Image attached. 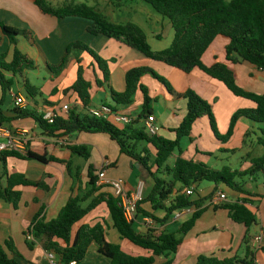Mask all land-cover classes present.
<instances>
[{"label": "trees", "instance_id": "obj_1", "mask_svg": "<svg viewBox=\"0 0 264 264\" xmlns=\"http://www.w3.org/2000/svg\"><path fill=\"white\" fill-rule=\"evenodd\" d=\"M150 5L158 14L170 21L175 38L172 45L160 52L152 50L144 31L135 24L128 23L117 25L112 23L101 11L86 4H77L74 0H67L61 5L54 6L49 0H34L35 5L45 15L57 19L78 17L90 20L94 23L89 33L95 36L103 35L118 40L131 49L140 53L143 57L164 63L185 74H190L195 69L203 71L207 76L223 83L236 97L244 98L256 104L253 110H240L231 120L230 128L225 136H222L216 126L213 106L193 90L185 94L177 93L170 82L148 67L135 68L127 72L126 91L117 93L111 88V73L109 63L101 58L94 50L82 41H76L68 45L60 64L47 68L58 78L65 72L72 61L77 62V80L65 94L70 92L77 95L84 108L92 104V83L85 77V67L82 55L87 54L103 74V81L97 80L98 87H106L111 91L114 105L110 106L115 111L119 107H128L134 104L139 90L144 95L143 112L131 125L114 126L112 123L91 117L82 113L77 107L70 109L68 115L59 116L54 124H48L43 116L35 111L15 108L11 110L12 117H8L5 110V100L15 85V79L27 71H35L37 64L18 49V38L24 37L35 45L33 35L27 31H21L1 24V35L7 37L13 48L12 60H8V54H0V88L2 99L0 100V126H7L13 120L33 119L38 124L43 135L50 139L68 138L70 136L86 134H105L120 148L122 155L127 156L150 175L154 187L151 193L138 205V215L157 220L153 213L142 208L144 204H150L152 211L164 210L167 215L162 222L168 221L174 215L196 209L195 214L182 225L178 233L163 232L156 234L150 231L148 234L139 233L134 223H129L123 214L120 200L113 195L102 193L103 188L97 187L98 176L93 166L88 168V183L84 184L82 169L75 167L74 162L61 161L52 155V150L46 147L44 151H29L26 156L16 153L3 155L1 164L7 167L9 158H17L25 161H37L42 164L56 163L66 165L67 172L73 180L72 194L58 217L52 221H46L43 210L33 220L29 233L34 241L29 242L30 247L34 243L41 244L47 253L57 256L59 264H82L89 249L96 245L101 255L111 260V264H155L156 258H164L163 264H173L172 256L181 249L184 238L195 227L205 211V203L208 199L194 201L188 190L198 187L203 183H211L216 186L224 185L228 190L252 197L244 190V180L253 178L258 180L264 177V155L251 161V168L246 172L233 171L230 167L216 170L204 163L187 160L183 157L182 141L192 139V130L196 122L208 118L216 138L227 143L234 135L236 125L242 118L258 125H264V94L248 92L237 84L234 71L224 63H216L207 67L202 59L217 37H225L230 42L226 47L227 60L233 64L247 62L264 71V0H141ZM150 75L159 81L177 99L187 102V115L180 126L173 130L175 140H169L161 135L151 137L146 132L144 120L153 116L152 103L149 89L141 84L144 76ZM25 95L29 102L42 96L41 91L28 80L25 85ZM54 89L52 96L57 94ZM52 105L50 102H46ZM249 137V134L246 136ZM258 144L264 147V130ZM72 157H79L88 162L91 159V149L88 146H69ZM175 154L177 159L171 163ZM0 176V199L12 204L15 208L22 199L21 187H36L48 190L43 182L33 183L22 174H4ZM178 186H181L178 189ZM194 193V192H193ZM215 193L209 197L212 200ZM251 203L247 198L242 203H223L216 209L228 211L230 218L237 224L250 228L257 224V217L247 204ZM105 204L109 210L112 227L120 235L121 239L133 246L151 253L150 257H135L125 253L120 245L108 241L107 225L95 226L82 225L76 233L75 227L80 224L99 206ZM246 244L249 239L246 238ZM61 243H64L63 246ZM9 254L18 255L15 242L8 239L4 245H0V264H20ZM255 255L248 250L247 258L219 260L213 255H201L196 264H254Z\"/></svg>", "mask_w": 264, "mask_h": 264}, {"label": "crops", "instance_id": "obj_2", "mask_svg": "<svg viewBox=\"0 0 264 264\" xmlns=\"http://www.w3.org/2000/svg\"><path fill=\"white\" fill-rule=\"evenodd\" d=\"M56 5H61L67 0H53ZM77 4H86L101 11L112 23L125 25L132 23L140 27L147 36L148 42L155 52L168 49L175 38V31L169 20L158 14L150 5L141 0H74ZM16 28L27 31L33 35L35 45L31 44L24 37H19L27 45L34 46L39 53V59L43 58L44 65L57 66L60 64L64 51L68 45L76 41H82L94 50L101 58L109 63L111 73V88L117 93L126 91L125 77L128 71L148 67L157 72L160 76L167 79L173 89L179 94H185L193 90L204 100L213 106L216 125L219 133L225 136L230 128L234 114L240 110H253L256 104L233 95L226 86L207 76L203 71L195 69L190 74H185L164 63L151 61L143 57L137 51L131 49L124 43L108 38L103 35H92L89 29L94 23L90 20L78 17H68L57 19L42 13L35 5L34 0H0V26ZM165 41V43H163ZM229 40L225 37H217L208 51L203 56V63L207 67H212L216 63L227 64L236 75L237 84L248 92L264 94V71L257 67L242 62L233 64L227 60L226 47ZM27 47V46H26ZM8 54V60H12L13 48L7 37L1 35L0 29V54ZM38 58V57H37ZM82 62L85 67V77L92 83V104L91 107L102 105H114L111 91L106 87H98L97 80L103 81V74L92 58L83 54ZM78 66L76 61H72L68 69L58 78L49 84L45 78L44 89L40 90L43 94L35 100L29 102V110L41 114L44 110H56L59 116L61 109L69 105L72 109L77 107L80 112L87 114L77 95L64 91L70 88L77 80ZM27 71L22 76L15 79L12 92L5 100L4 110L8 117H12L11 110L15 109L13 95L25 96V82L28 75ZM49 72V71H48ZM50 73V72H49ZM52 75L49 79L52 80ZM29 81V80H28ZM141 84L149 89L150 97L153 100L152 113L156 118V124L160 128L161 136L175 140L176 134L173 130L177 129L187 115V102L177 99L156 79L150 75L142 78ZM54 89L58 92L52 96ZM0 88V100L2 99ZM163 100L166 107V119L161 122L155 108L158 100ZM50 102L52 105H48ZM144 95L139 90L133 105L119 107L116 111L124 116L138 119L143 112ZM13 131L24 132L29 139L30 151H44L46 147L52 150L54 158L61 161L74 162L75 167L82 169L84 184L88 183V168L93 166L96 171L102 169L104 162H110L112 167L107 171V176L111 180H123L126 191L134 193L139 183H143V199L152 191L154 183L146 170L139 167L136 163L125 155H122L118 145L105 134H76L68 138L50 139L46 138L36 121L33 119L13 120L7 125ZM119 127V126H117ZM264 125H258L242 118L238 121L234 135L227 142L219 141L210 124L208 118L200 119L196 122L192 130V140L184 139L188 147L183 157L187 160L204 163L209 167L221 170L230 167L233 171L246 172L252 166L251 161L264 155V147L258 144L261 131ZM247 134L249 137L247 138ZM69 142L68 145H61V142ZM111 141V142H110ZM115 143L117 148L113 146ZM88 146L91 149V159L83 163H76V157H72L69 146ZM178 157L175 154L171 163ZM232 159L239 161L237 167L230 165H220L219 162ZM216 162V163H215ZM8 174H22L33 183L43 182L48 190L36 187H21L22 199L15 208L12 204L0 199V245H4L8 239L15 242L18 255L9 254L20 264H51L47 258V252L41 244L34 243L30 247L27 234L35 217L43 210L46 221L56 219L65 207L72 194L73 180L67 172L66 165L49 163L42 164L37 161H25L17 158H9L7 167L0 164V176L6 183L4 176ZM264 177L255 180L246 178L244 180V190L252 197L234 193L224 185L216 186L211 183H203L194 187L192 199L205 200V211L196 222L195 227L184 238L183 245L179 252L172 256L173 264H196L201 255H213L219 260L239 258L245 260L248 250L255 255L257 264H264V240L261 243H254V238L264 232V190L262 181ZM181 186H178L180 189ZM189 191V190H188ZM102 193L112 195L108 187L101 190ZM194 192V193H193ZM224 193L228 197L229 203H242L247 198L251 203L247 207L256 214L257 224L246 228L244 225L235 223L229 216L228 211L216 209L210 205L209 197L215 193ZM145 211L151 212L157 218L144 217L138 215L134 223L135 229L141 234H148L150 231L161 234L163 232L178 233L184 223L191 219L196 209L184 211L181 215L177 214L168 221H164L167 213L164 210L152 211L150 204L142 205ZM107 225L108 241L120 245L122 250L135 257H150L151 253L139 249L127 241L121 239L117 231L112 227L109 210L105 204L99 206L78 224L74 233L82 225L95 226L97 224ZM246 238L249 244H246ZM63 246L64 243H61ZM164 258H156L155 264H163ZM82 264H111V260L101 255L98 247L93 245Z\"/></svg>", "mask_w": 264, "mask_h": 264}, {"label": "built area", "instance_id": "obj_3", "mask_svg": "<svg viewBox=\"0 0 264 264\" xmlns=\"http://www.w3.org/2000/svg\"><path fill=\"white\" fill-rule=\"evenodd\" d=\"M13 101L15 108L27 109L29 107V101L27 97L22 95H13ZM70 106H64L60 114L68 115ZM87 114L91 117L105 120L113 123L116 126H127L133 124L136 119L119 114L109 105H102L100 107H88ZM41 115L43 120L48 124H54V121L59 117L56 110H44ZM144 127L149 136L154 137L160 134V128L156 124V118L153 116L144 120ZM69 142H61V145H68ZM29 139L24 132L13 131L7 126H0V164L3 159V155L6 153H16L22 156H26L29 153ZM112 167L110 162H104L101 170L96 175L98 176L97 187H108L112 191V195L120 200V205L123 210L125 219L129 223H135L138 216V205L143 200V183H139L137 190L134 193H128L126 191L125 183L123 180H111L107 176V171ZM262 188L264 190V180L262 181ZM194 188L189 189L188 194H192ZM228 202V197L224 193H219L210 201V205H220ZM190 210V209H189ZM187 211V210H184ZM184 211L178 213L182 214ZM27 239L29 242L34 241L32 234L28 232ZM264 240V232L254 238V243H261ZM47 258L51 264H59L57 256L53 253H47ZM71 264H76L75 262ZM254 264H257L256 260Z\"/></svg>", "mask_w": 264, "mask_h": 264}, {"label": "rangeland", "instance_id": "obj_4", "mask_svg": "<svg viewBox=\"0 0 264 264\" xmlns=\"http://www.w3.org/2000/svg\"><path fill=\"white\" fill-rule=\"evenodd\" d=\"M54 6H57L56 3L53 1V0H49ZM19 41V39H18ZM165 43V41L163 42ZM27 46V47H26ZM18 49L25 55H27L28 57H30L32 60H34L37 64V69L35 71H29L28 72V75L24 76V78L26 77V79L29 80V82L36 86L39 90H43L44 89V85L46 84L45 83V78H47V82L50 84L51 81H55L53 79H55V75L47 68L46 65H44V60L43 58H40L39 59V53H38V50L32 46L31 44L30 45H27V43L25 42H22V39H20V44L18 43ZM38 57V58H37ZM50 67H55L53 65H49ZM50 73H49V72ZM52 75V80L49 79V75ZM19 77V76H18ZM155 111L158 115V117L161 119V122L163 123L166 119V107L164 106V102L163 100H158V105L156 106L155 108ZM113 124V123H112ZM114 125V124H113ZM115 126V125H114ZM217 126V125H216ZM111 142V141H110ZM186 141L183 140L181 145H182V149L185 153V150L186 148L188 147V145L185 143ZM113 146L115 148H117L116 144L115 143H112ZM173 160V159H172ZM75 162L76 163H83L85 164V160L82 159V158H79V157H76L75 159ZM172 162V161H171ZM216 163V162H215ZM221 163L220 165H230L232 167H237L239 165V161H233L232 159H227L224 160L223 164L222 162H219ZM207 165V164H206ZM209 166V165H208Z\"/></svg>", "mask_w": 264, "mask_h": 264}, {"label": "water", "instance_id": "obj_5", "mask_svg": "<svg viewBox=\"0 0 264 264\" xmlns=\"http://www.w3.org/2000/svg\"><path fill=\"white\" fill-rule=\"evenodd\" d=\"M137 168H139L140 166L138 164L135 165Z\"/></svg>", "mask_w": 264, "mask_h": 264}]
</instances>
